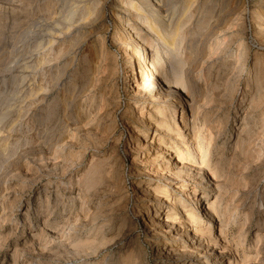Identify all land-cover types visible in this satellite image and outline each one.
<instances>
[{
	"label": "rangeland",
	"instance_id": "rangeland-1",
	"mask_svg": "<svg viewBox=\"0 0 264 264\" xmlns=\"http://www.w3.org/2000/svg\"><path fill=\"white\" fill-rule=\"evenodd\" d=\"M133 1L0 0V264L168 263L143 208L155 198L142 199L141 189L162 191L169 172L155 146L138 149L144 142L136 141V132L157 134L150 120L160 123L157 112L172 108L146 95L141 110L132 98L123 42L138 34L149 63L155 48L164 56L167 47ZM194 2L167 6L177 11L181 38L169 53L173 63L164 57V75L174 79L171 66L189 61L191 94L179 86L174 99L176 119L182 104L187 113L185 134L191 100L195 107L210 101L197 108L204 169L212 178L209 199L219 190L220 210L230 219L223 225L213 219L210 231L197 238L203 244L215 240L225 264H264V0ZM133 60L138 70V55ZM171 134L163 146L176 143L185 151L176 131ZM194 155L199 166V152ZM192 177H186V191ZM217 179L222 183L215 190ZM169 189L191 210L203 201L196 204L186 192ZM161 204L163 220L175 213ZM179 210L186 220V209ZM200 214L206 223L198 227L206 228L209 218ZM167 242L184 261L193 254V264L207 263L190 239Z\"/></svg>",
	"mask_w": 264,
	"mask_h": 264
},
{
	"label": "bare ground",
	"instance_id": "bare-ground-1",
	"mask_svg": "<svg viewBox=\"0 0 264 264\" xmlns=\"http://www.w3.org/2000/svg\"><path fill=\"white\" fill-rule=\"evenodd\" d=\"M172 1H174V0H137L136 2L133 1V3L135 2L137 4L136 6L139 7L138 9H136L137 7L134 8V9H136L137 14L139 13L138 16H140L142 12H145L144 17L146 20L143 23H145L147 26H150L152 31L157 34L158 40L163 41L164 46L167 47V51H165V55H167L166 59H168L169 63H173V61L169 58L170 57L169 53L171 55L172 51L176 52V48L178 45L177 41H179L178 38L180 36V33H179V31H180L179 23L180 22L176 18L177 11H176V9L167 7L169 3H172ZM198 1L199 0H195L194 3H197ZM128 2H130V1H128ZM131 4L132 3H130L129 5H131ZM159 20L161 21V23H160L161 25L159 27L157 25V27H158L157 28L156 23L157 22L159 23ZM138 37H139L138 34L136 36L130 35L129 41L123 42L125 45H127V49L125 47V49L127 50L126 56L130 60V63H131L129 65L130 72H131L130 75H132L131 77L134 80V83H133L134 86H132V94H131L132 98L135 99L136 102H141V104L143 105L141 107V110H143L146 107L145 102H147V101L143 100L145 98L144 96H146V95L152 99L151 102L153 104L162 101L164 108H166V107L172 108V112L170 111L171 113H168V114H165V111H160V110H159V112H157L158 115H161L159 117L162 118L161 119L162 121H160V123H158V124L156 123L154 125L151 120H150V122L148 121L149 122V128H154V131L158 132L160 134H158V133L157 134H153V133L151 134V133L147 132V129H143V131L141 129H139V131L137 130V132H136V141H138V142L143 141L145 143V144L139 143L138 149L139 150L144 149V148L147 149L148 146H150V147L155 146L157 151H158V159L162 158L164 160L166 170L169 172L168 173L169 175L167 174L168 177L165 176L166 177V183H165L166 188L163 189L162 191L161 190L158 192L154 191L153 195H151L149 186H147L145 188L143 187L144 189H141V191L143 190V192H144V197H142V199L143 198H152V199L155 198L154 199L155 203L145 204L143 206V208L146 211L145 213L148 214L149 217L151 218V221H150L151 225L155 228L154 229V231H155L154 235H156L158 237V240L156 242L157 243L156 245L158 246V250L161 252L162 255L165 254V256L169 260L168 263H161V264H193V261H195L193 254L188 256V258H190L191 260H185L184 261L183 259H181L180 255L173 254V250L168 248L169 246L167 247V245L169 244V242H167V240L169 238L173 239V240H178V239L181 240L183 237H186V238H188V240L190 239V241H192L191 246L193 247V249H195L196 251H200V250L202 251L200 258L205 259V261L208 264L211 261H215L214 264H225L226 259L221 260L224 255H223V252H217L218 243L215 240H213V239L208 240L207 239L208 241H206V243L204 242V244H203V241L201 239L197 238V234L199 232H203V230H205V229L210 231V229H211L210 224L213 221V219H215V218L218 219L219 222L221 223V225L227 223L230 220V219L226 218L227 217L226 212L222 213L220 210L222 197L220 198L221 193L218 192L219 191L218 189H219V187H221L219 185L222 183L221 180L217 179V181L216 180L214 181V184H215L214 189L218 190L216 196L214 195L215 200L211 201L209 199L211 196V193L213 191V190L212 191L209 190L210 189L209 184L212 181L211 180L212 178L209 177L210 172L207 175V173H206L207 171L204 169L205 168L204 167V162H205V158H204L205 154L204 153L205 152H204L203 148L205 145L203 144V142H201L203 129H201L202 128L201 127L199 130L198 126H197V123H198L197 121L199 118V116H198L199 110L197 108H201V106H205L206 104H209L210 101L205 102V103H201V105L198 103L199 105L195 107V105H197V104L194 102V100H191V104L190 103L189 104L191 106V111H192V121H191L190 126L188 128H186L188 133L185 134L183 131V127L184 128L187 127V118H186L187 113L185 112V108L183 107L182 102H179V104H182V106L180 108V110H181L180 114L181 115H180V120H179V118H178V120L176 119L177 118V116H176L177 111H175L174 99H176L175 95H177V93H178V88H180L179 86H182L181 88H185L186 91L190 90L189 89L190 88L189 72H190V67H191L190 63L188 61V63L180 64V62H176V61L180 60L181 55L174 57L177 60L174 61L176 63H174L173 66H171L172 70L171 69L170 70L172 71L173 74L175 72V74H174L175 78L174 79L168 78L167 75L166 76L164 75V74H167L165 71L166 70V68H165L166 67V59L164 58L165 55L162 56V50H161L162 48L155 46V47H157L154 49V52L156 54V58L152 57V61L149 63V62H147L146 48L142 47L143 44L141 43V40L139 41ZM135 45H137L138 49L135 48L136 47ZM139 46H141V49L139 48ZM178 48H177V50H178ZM126 50H125V52H126ZM137 55H138V68H139L138 70L136 68L137 66L135 67L133 64V62H134L133 59ZM176 55H177V53H176ZM162 74L165 77H163L162 81L160 82V84L161 83L163 84L161 86V85H159V80H160V78H161L160 76ZM188 93H190V92H188ZM178 94H180V93H178ZM190 99H192V98H190ZM185 101H187V100H185ZM140 113H141L140 117L142 119H144L143 112H140ZM150 113H153V110L150 111ZM178 114H179V112H178ZM173 123H174V125H173ZM204 125H206V121L204 122ZM144 130L146 131V133L144 132ZM173 130L176 131V135L178 136L179 140L185 145V147H186L185 151L181 150V148H179V146L176 143H175V145H173V143L170 144L168 142L170 144L169 146H163V144L165 143V140H164L165 137L164 136L165 135L171 136L172 135L171 133ZM162 133L164 135H161ZM143 134H144V136H143ZM143 137H145L146 139H144ZM147 138H150V139H147ZM155 139H158L157 143L154 142ZM180 146H181V144H180ZM193 146H194V148H193ZM155 147H154V149H155ZM183 149H184V147H183ZM150 150H151V148H150ZM195 152H197V153L199 152V155L201 157V161H200L199 166L194 164L195 162L196 163L198 162V161H195V155H194ZM221 160H222V157H221ZM143 163L144 162H142V164ZM135 164H137V163H135ZM230 168H233V167H230ZM233 171H235V170L233 169ZM147 172L150 174L149 171H147ZM144 174L146 175V173H144ZM213 174L214 175L216 174L215 170H214ZM228 175H229V173H228ZM231 175H232V173H231ZM190 176H193L192 178L194 179L195 183L192 184L193 186L191 187L192 188L191 191H186V188H185L186 184L184 182L187 181L186 177H190ZM225 176H226V174H225ZM225 176H224V178H225ZM215 177L217 178V176H215ZM227 177L228 176H226V178ZM224 178H221V179L224 180ZM213 179H215V178H213ZM181 180L183 181V183L178 184L177 182H179ZM218 181H220V183ZM224 183H226V182H224ZM175 184L178 186H175ZM224 185L226 186L228 184L226 183ZM171 187H174L175 190L180 189L182 192H186L188 195H190V201L191 202L194 201V203L197 204L199 201H202V200L203 201L200 205H196V207H194L191 210V209H189V205H187V201H185L182 196H177L176 194L171 193V191L169 189ZM220 189H222V188H220ZM199 190L201 192L198 193ZM149 192H150V194H149ZM170 197L171 198H180L178 201L180 206H178L177 202H174L173 200L168 199ZM156 201L158 202V204L156 203ZM162 202H166L168 204L169 210H171V211L175 210V213L171 214V215L168 212L165 213V214H168L166 216L165 220H163V218H161V216H163V213L165 211V209L163 208L164 206L161 204ZM181 207L186 209V212H188V217L186 220H183L179 217V214H180L179 209ZM200 212L201 213L203 212L209 218V219H207L209 221L207 222L208 224H207L206 228L198 227V226H200V225L202 226L204 223H206V221L203 219V216L200 214ZM150 215H152V216H150ZM236 215L231 214L230 218H232L233 216H236ZM149 220H148V222H149ZM177 224L180 225L179 228H177ZM192 232L194 233L193 236H191ZM202 234H204V233H202ZM260 236H262V235H260ZM260 238L261 237L258 236V238L256 240L258 242H260L261 241ZM159 242H162V244H160V246H159ZM259 258H260V255H259ZM259 258L257 260H259ZM247 261L248 260L246 258L245 262H247ZM262 261H264V260H262ZM228 264H239V263H236V262L233 263L230 260V261H228Z\"/></svg>",
	"mask_w": 264,
	"mask_h": 264
}]
</instances>
